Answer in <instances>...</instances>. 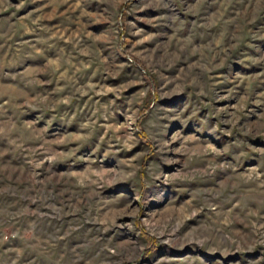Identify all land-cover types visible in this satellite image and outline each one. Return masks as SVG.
<instances>
[{
	"label": "rangeland",
	"instance_id": "obj_1",
	"mask_svg": "<svg viewBox=\"0 0 264 264\" xmlns=\"http://www.w3.org/2000/svg\"><path fill=\"white\" fill-rule=\"evenodd\" d=\"M0 264H264V0H0Z\"/></svg>",
	"mask_w": 264,
	"mask_h": 264
}]
</instances>
